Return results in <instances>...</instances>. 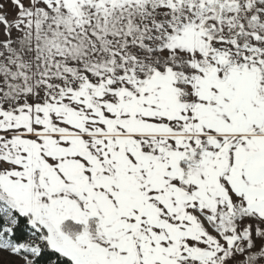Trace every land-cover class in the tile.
<instances>
[{
  "label": "snow or ice",
  "instance_id": "1",
  "mask_svg": "<svg viewBox=\"0 0 264 264\" xmlns=\"http://www.w3.org/2000/svg\"><path fill=\"white\" fill-rule=\"evenodd\" d=\"M0 264H264V0H0Z\"/></svg>",
  "mask_w": 264,
  "mask_h": 264
}]
</instances>
